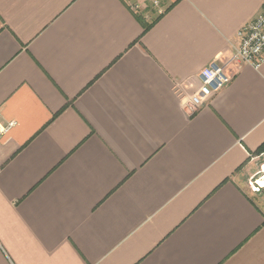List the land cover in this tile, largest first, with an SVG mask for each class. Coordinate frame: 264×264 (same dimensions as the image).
Listing matches in <instances>:
<instances>
[{
	"label": "crops",
	"instance_id": "1",
	"mask_svg": "<svg viewBox=\"0 0 264 264\" xmlns=\"http://www.w3.org/2000/svg\"><path fill=\"white\" fill-rule=\"evenodd\" d=\"M129 1L0 0V264H264V62L232 59L264 0H163L144 34Z\"/></svg>",
	"mask_w": 264,
	"mask_h": 264
},
{
	"label": "built area",
	"instance_id": "2",
	"mask_svg": "<svg viewBox=\"0 0 264 264\" xmlns=\"http://www.w3.org/2000/svg\"><path fill=\"white\" fill-rule=\"evenodd\" d=\"M128 6L135 14L143 13L148 8L155 10L156 14L164 12L163 0H130ZM237 38L238 43L234 46L232 59L259 68L264 62V9L253 21L238 31ZM218 59L210 61L198 73L200 87L189 98L183 99L185 108L196 110L231 82L233 73L229 72L226 65ZM13 124L0 123V139L10 131ZM259 186L257 190L260 189Z\"/></svg>",
	"mask_w": 264,
	"mask_h": 264
},
{
	"label": "rangeland",
	"instance_id": "3",
	"mask_svg": "<svg viewBox=\"0 0 264 264\" xmlns=\"http://www.w3.org/2000/svg\"><path fill=\"white\" fill-rule=\"evenodd\" d=\"M153 17L154 16L152 14L149 15L150 19H152ZM240 174L243 177L242 183L244 187L251 193V196L255 198L257 202L264 208V153L260 154L251 162L249 170H242ZM258 185H260L259 190L256 189Z\"/></svg>",
	"mask_w": 264,
	"mask_h": 264
},
{
	"label": "trees",
	"instance_id": "4",
	"mask_svg": "<svg viewBox=\"0 0 264 264\" xmlns=\"http://www.w3.org/2000/svg\"><path fill=\"white\" fill-rule=\"evenodd\" d=\"M152 13L153 15L156 16L152 21H148L143 13L136 14L138 20L141 22L143 26V34L147 32L153 26V24L160 18V16L163 14V13L156 14V11L153 9H152ZM263 153H264V143L255 151L254 154H263Z\"/></svg>",
	"mask_w": 264,
	"mask_h": 264
}]
</instances>
